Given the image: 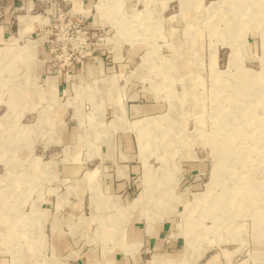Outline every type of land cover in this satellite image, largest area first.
Listing matches in <instances>:
<instances>
[{"label":"rangeland","instance_id":"obj_1","mask_svg":"<svg viewBox=\"0 0 264 264\" xmlns=\"http://www.w3.org/2000/svg\"><path fill=\"white\" fill-rule=\"evenodd\" d=\"M50 1L39 33L0 42V264H120L133 220L175 244L146 264H264V0ZM121 131L138 188L100 207L107 165L77 196L58 158L88 170Z\"/></svg>","mask_w":264,"mask_h":264},{"label":"crops","instance_id":"obj_2","mask_svg":"<svg viewBox=\"0 0 264 264\" xmlns=\"http://www.w3.org/2000/svg\"><path fill=\"white\" fill-rule=\"evenodd\" d=\"M60 1L63 0H51L52 8ZM68 1L73 2L75 6L87 5L91 2V0ZM43 10H48V3L46 0H0V42L5 41V39H8V41L14 39L18 40L23 36H31L39 33L42 22V15L40 13ZM53 78L55 82L53 83L54 90L51 89L53 90V99H59L66 93H69L68 79L60 76ZM144 106L145 105L139 103L127 104V106L125 105V108L122 105H115L112 106L110 111L112 114H114L115 111L117 121L121 126H124V124L131 123L129 117L136 119L134 122H138L140 116L144 113ZM74 128V125L68 120L65 130L73 132ZM121 132L122 133L119 134L121 141L116 144L111 143L109 145L111 149H107V145H104V153L101 154V157H95L94 166L88 170L84 169V164H86L89 159L83 160L82 158H75L73 160H65L63 159L64 157L61 156L58 158L60 175L66 176L77 172L82 173V178H79L81 182H79L80 184L76 188L75 194H77V196L82 195L84 190L87 189L88 184L84 183L85 181H83V179L88 176V178H95L97 181L98 176H95L94 174L96 169L100 168V165H103L104 163L107 165L106 167L109 172L105 176V181L102 187L100 190L96 189L93 192V195L100 196L96 200L97 205L100 207L104 204V201H106L105 198H102L105 194L112 196L114 200L118 199L122 201L124 204L126 202L129 203L130 197L134 194V190L138 188L136 177L139 172V164L131 158L133 151L131 149V136L129 133L124 131ZM59 145L60 143H57V146ZM114 147H116V149ZM75 203L76 202H74V204ZM123 210L125 211L126 209L122 208V211ZM118 218L121 220V217L113 215L111 221ZM127 218L128 216L126 217V220ZM123 219L121 221H123ZM97 220L99 222L102 221L106 225L107 220L103 221V219L100 218H97ZM100 224L102 225L101 222ZM128 225L129 230L126 237L123 238V242L128 245V248L126 249L127 251L118 252L115 258L118 262L120 261V264H130L128 263L129 259L135 260L132 264H146V260L149 256L148 254L151 251H155L153 255H159L156 251L162 254L173 251L175 244L172 240L163 237V231L160 225H151L150 228H147L149 225H146L145 223L140 224L137 220H133L132 225L131 223H128ZM113 226L118 227V224L113 223ZM131 228L132 231L130 230ZM121 236L122 235H120L116 241H122ZM61 242L60 237L56 236L54 243L57 245V250L61 249ZM130 244L136 245L132 251L129 249Z\"/></svg>","mask_w":264,"mask_h":264},{"label":"built area","instance_id":"obj_3","mask_svg":"<svg viewBox=\"0 0 264 264\" xmlns=\"http://www.w3.org/2000/svg\"><path fill=\"white\" fill-rule=\"evenodd\" d=\"M67 12H69V10H68V11H63L61 8H58V7H57L55 13H49V15L53 18V20H55V19L58 18L59 16L67 14ZM46 26H47V25H46ZM46 28H47V27H45V26H43V28H42V32H43L44 34H45V31L48 30V29H46Z\"/></svg>","mask_w":264,"mask_h":264},{"label":"bare ground","instance_id":"obj_4","mask_svg":"<svg viewBox=\"0 0 264 264\" xmlns=\"http://www.w3.org/2000/svg\"><path fill=\"white\" fill-rule=\"evenodd\" d=\"M137 201V200H136ZM222 201V200H221ZM227 210V209H226ZM215 223V222H214ZM190 236V235H189ZM154 264H157V262L156 261H154Z\"/></svg>","mask_w":264,"mask_h":264}]
</instances>
